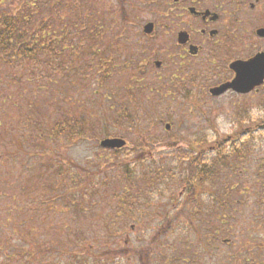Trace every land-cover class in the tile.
Returning <instances> with one entry per match:
<instances>
[{
    "label": "rangeland",
    "instance_id": "obj_1",
    "mask_svg": "<svg viewBox=\"0 0 264 264\" xmlns=\"http://www.w3.org/2000/svg\"><path fill=\"white\" fill-rule=\"evenodd\" d=\"M40 1L42 17L58 12V36L75 26L53 53L0 60V264H264V83L246 95L208 89L264 52V0ZM191 6L221 18L197 57L177 42L181 30L204 40ZM80 122L81 136L55 133ZM106 137L128 145L105 149ZM236 139L250 147L240 167L187 199L189 158L208 162ZM226 185L238 187L228 208L215 201Z\"/></svg>",
    "mask_w": 264,
    "mask_h": 264
},
{
    "label": "trees",
    "instance_id": "obj_2",
    "mask_svg": "<svg viewBox=\"0 0 264 264\" xmlns=\"http://www.w3.org/2000/svg\"><path fill=\"white\" fill-rule=\"evenodd\" d=\"M60 1L64 2L65 0H46V6H50L53 9L56 5L60 4ZM4 2L5 0H0V4ZM42 5L40 0H21L14 7H9L4 11H0V60H2V62L10 64L20 59H35L40 54H43V50L46 52L49 50L53 53V51H56L57 43L61 41V38L68 37L70 33L69 30L75 25L73 26L70 24L65 32V27L60 29L63 31L60 33L61 36H58L57 30L52 29V23L57 19L56 15H59L58 12L53 9L52 11L55 17H42ZM100 28L101 27H99V29ZM94 29H96L97 36L99 34L98 27L92 28V31H94ZM64 45L63 48H67ZM125 107L126 104L122 107L121 115L126 111ZM124 115L125 116L122 117L121 120L123 124H132L134 122V118L130 114ZM66 127L67 129L64 130ZM55 131L53 130L55 133L68 131L74 134V136H81L83 124L81 122L78 124L76 123L73 124V127L69 125V123L67 125H65V123L60 124ZM237 141H239V139L232 142L229 151L226 150L224 142L219 141L216 146L219 148L216 157L210 159L208 162H203L200 157L191 162V158H189L186 164V174L181 177V183L185 188L184 195H186L187 199L191 195L201 193L202 189H204V185L209 180L215 185V179L221 172L224 171L227 176L230 172L236 171L240 167L242 158L248 155L247 153L250 147L246 142ZM184 154L188 155L185 152ZM195 154L194 157L199 156L197 153ZM260 168L261 170L258 171V174L262 176L264 174V158L260 163ZM237 188L238 187H235V185H226L221 192V197L218 198L215 196L216 203H221V206L224 208L231 207L232 199ZM255 195L260 199H264V185L262 189L256 190ZM218 199L221 200L218 202ZM238 202L239 201H236V203ZM258 207H261L264 213V201H260V204L257 205V209ZM75 258L78 260L77 262L82 264L86 263V260L78 256Z\"/></svg>",
    "mask_w": 264,
    "mask_h": 264
},
{
    "label": "water",
    "instance_id": "obj_3",
    "mask_svg": "<svg viewBox=\"0 0 264 264\" xmlns=\"http://www.w3.org/2000/svg\"><path fill=\"white\" fill-rule=\"evenodd\" d=\"M192 13H197L195 7H191ZM211 12L208 10L205 12L206 15ZM216 16V15H215ZM154 24L149 22L145 25V32H150L153 29ZM260 36H264V29L258 30ZM189 39V34L185 31L179 33L178 41L181 44H185ZM197 51L195 46H191V52ZM160 66V62H156ZM231 67L235 70V78L221 86L212 89L214 95H219L232 88L239 93H249L250 91L258 88L264 83V53H258L256 56L249 60H237L232 63ZM167 129L170 128V124H167ZM126 145V141L123 138H105L101 141V146L106 148H122Z\"/></svg>",
    "mask_w": 264,
    "mask_h": 264
},
{
    "label": "flooded vegetation",
    "instance_id": "obj_4",
    "mask_svg": "<svg viewBox=\"0 0 264 264\" xmlns=\"http://www.w3.org/2000/svg\"><path fill=\"white\" fill-rule=\"evenodd\" d=\"M192 7V6H191ZM196 8V7H195ZM188 10H189V12L191 13V14H193V15H195L197 18H199V20L201 21L200 22V24H201V26H200V34H201V36L204 38V40H203V42H201V43H198V42H196V40H195V38H194V36L193 35H191L188 31H186V30H181V31H185V32H187L188 34H189V39H188V41L185 43V44H181V43H179V41H178V37H179V33L181 32V31H179L178 32V35H177V42H178V44H179V46L181 47V48H183V50H188V52H189V54L192 56V57H197V56H199V54H200V52L204 49V47H205V45L208 43V41L209 40H215V38L218 36V33H220V31H219V29H217L216 27H214V24H218L219 23V21H220V16H219V14L218 13H215L214 11H211L209 8H204L203 10H197V8H196V11H197V13H192L191 11H190V7L188 8ZM210 11L211 13L210 14H208V15H206L205 14V12L206 11ZM216 15V16H215ZM154 27V26H153ZM153 30V29H152ZM258 30V29H257ZM257 34H258V31H257ZM214 44V45H213ZM212 44V47H213V49L215 50L216 49V47L215 46H217V43H216V41L214 42ZM191 46H195L196 47V49H197V51L195 52V53H192L191 52ZM259 53V52H258ZM258 53H256V54H258ZM255 54V55H256ZM254 55V56H255ZM253 57V56H252ZM252 57H250V58H252ZM249 58V59H250ZM184 57H182V59L180 60V62L178 63V65L174 68V70H170V76L168 77L167 76V78H168V80H169V82L172 84V85H174V87H177V85L179 84V83H181V82H183L184 81V75L182 76V78H180V80H178L177 78H179V75L180 74H183L184 72H185V67H184V65H185V61H184ZM209 59V60H208ZM186 60V59H185ZM206 60L207 61H212L213 62V66H216V63L218 62V55L216 54V52L214 51V53H212L211 54V57H209V58H206ZM156 62H160L161 64H160V66H158L157 64H156ZM155 65L156 66H158V67H161L162 66V62L161 61H155ZM231 65H232V63L230 64V69H231V73L233 74L232 75V77H230V78H228L227 80H225V82H223V83H218L217 85L215 84V85H213V86H209L208 87V89H210V93L212 94V89H214V88H217V87H219V86H221L222 84H225V83H228V82H230V81H232L234 78H235V76H236V72H235V70L231 67ZM184 67V68H183ZM163 76H161L160 77V79H164V78H162ZM176 80H178V81H176ZM229 90H232V89H229ZM229 90H227V91H229ZM226 91V92H227ZM232 91H234V90H232ZM235 93H238V92H236V91H234ZM252 92V91H251ZM225 93V92H224ZM224 93H222V94H224ZM222 94H220V95H222ZM239 95L241 94V95H246V94H248V93H238ZM213 95V94H212ZM217 96V95H216Z\"/></svg>",
    "mask_w": 264,
    "mask_h": 264
}]
</instances>
